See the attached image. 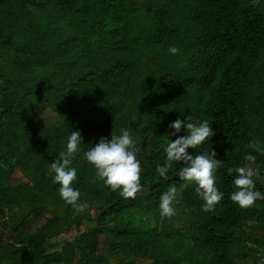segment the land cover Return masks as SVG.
<instances>
[{"label": "trees", "instance_id": "obj_1", "mask_svg": "<svg viewBox=\"0 0 264 264\" xmlns=\"http://www.w3.org/2000/svg\"><path fill=\"white\" fill-rule=\"evenodd\" d=\"M175 46L179 52H169ZM207 120L224 193L204 212L182 162L160 177L169 125ZM126 128L142 190L124 199L96 179L84 152ZM81 142L70 168L77 212L50 165ZM264 0H0V264H264V199L241 209L236 173L257 169L264 194ZM256 157L254 162L245 155ZM177 188L176 214L160 197Z\"/></svg>", "mask_w": 264, "mask_h": 264}, {"label": "clouds", "instance_id": "obj_2", "mask_svg": "<svg viewBox=\"0 0 264 264\" xmlns=\"http://www.w3.org/2000/svg\"><path fill=\"white\" fill-rule=\"evenodd\" d=\"M169 52L173 55L179 52L175 46L169 47ZM184 120L177 119L169 125L170 129L175 131V135L182 129L187 131L188 135L179 136L164 148L166 154L163 165H157L156 171L160 177L168 179V172L174 163L182 162L184 167L179 171L181 180L195 182L197 187L195 193L200 197L204 204L202 211H214L224 196L216 186L215 172L221 165V160L216 159V152L208 149L201 153L190 155L189 148L197 149L204 144L206 140L214 135L211 124L207 120L202 122L194 121L189 115ZM121 135L111 133V139L101 137L99 143L84 152L87 162L95 168L96 179L104 182L111 191H118L124 199H135L141 192L140 182L141 161L137 158L139 147L126 128L120 129ZM79 131H72L68 137L67 150L58 154L57 158L50 165V173H54L53 182L59 184V195L68 205H71L77 212H83L87 207L86 203H79L80 191L75 189L73 181L77 177V170L70 168L72 158L78 152L81 142ZM264 155V148L260 146L259 141L252 140L247 145ZM247 162H254L256 157L247 154L244 157ZM229 174L233 172L236 176L233 180L235 191L230 195L233 203L241 209H247L254 205L257 199H264V194L255 189L254 177H259L257 169L250 166H238L228 169ZM177 188L170 185L168 190L160 197V216L161 219L171 218L176 214L173 203H178L176 199Z\"/></svg>", "mask_w": 264, "mask_h": 264}, {"label": "built area", "instance_id": "obj_3", "mask_svg": "<svg viewBox=\"0 0 264 264\" xmlns=\"http://www.w3.org/2000/svg\"><path fill=\"white\" fill-rule=\"evenodd\" d=\"M262 260L264 261V258H262Z\"/></svg>", "mask_w": 264, "mask_h": 264}]
</instances>
